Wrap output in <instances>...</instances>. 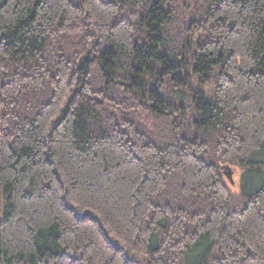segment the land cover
<instances>
[{
    "label": "trees",
    "instance_id": "16d2710c",
    "mask_svg": "<svg viewBox=\"0 0 264 264\" xmlns=\"http://www.w3.org/2000/svg\"><path fill=\"white\" fill-rule=\"evenodd\" d=\"M0 264H264V0H0Z\"/></svg>",
    "mask_w": 264,
    "mask_h": 264
},
{
    "label": "water",
    "instance_id": "95a60500",
    "mask_svg": "<svg viewBox=\"0 0 264 264\" xmlns=\"http://www.w3.org/2000/svg\"><path fill=\"white\" fill-rule=\"evenodd\" d=\"M222 174L228 183L232 186L234 184L232 179V171L228 166L223 167Z\"/></svg>",
    "mask_w": 264,
    "mask_h": 264
},
{
    "label": "rangeland",
    "instance_id": "374dc122",
    "mask_svg": "<svg viewBox=\"0 0 264 264\" xmlns=\"http://www.w3.org/2000/svg\"><path fill=\"white\" fill-rule=\"evenodd\" d=\"M238 172H236L234 175H233V182H234V184L232 185V188L234 187L235 189H236V186H235V182H237V180H238ZM225 180H226V178H224ZM226 182L228 183V181L226 180ZM228 185H229V183H228Z\"/></svg>",
    "mask_w": 264,
    "mask_h": 264
}]
</instances>
